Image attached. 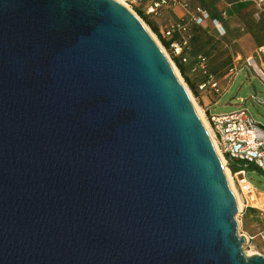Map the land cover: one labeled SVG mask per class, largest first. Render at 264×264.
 <instances>
[{
  "label": "water",
  "instance_id": "95a60500",
  "mask_svg": "<svg viewBox=\"0 0 264 264\" xmlns=\"http://www.w3.org/2000/svg\"><path fill=\"white\" fill-rule=\"evenodd\" d=\"M236 212L129 9L0 0V264H264L243 252Z\"/></svg>",
  "mask_w": 264,
  "mask_h": 264
},
{
  "label": "rangeland",
  "instance_id": "374dc122",
  "mask_svg": "<svg viewBox=\"0 0 264 264\" xmlns=\"http://www.w3.org/2000/svg\"><path fill=\"white\" fill-rule=\"evenodd\" d=\"M154 1L160 0H142L141 2L130 3L126 8L129 9L141 21L147 32L162 50L165 57L171 64L181 86L187 93L192 104L194 103L193 106L195 105V110L198 109L199 113L201 114V117L204 120V124L202 123L203 126L207 128L208 131H210L203 114V109L201 108V104L199 102V95L197 94L196 97L193 96L189 86L184 81V76L180 74L179 70L174 64L171 52L169 49H165L163 47L157 36L145 23V17L150 22L154 23V19H157L160 16V14L156 17L146 14V7L150 2L152 3ZM167 1L168 5L165 7H168L167 11L170 12V14L174 17L171 21V24L169 25H175L188 23L189 14L194 13L195 8L209 7L213 10H218V8L221 7L226 0ZM183 5H187V7L184 8ZM214 5L217 7H214ZM173 8H178L181 13H183L180 18L177 17L173 11H171ZM258 13L259 11H256L255 13H251V15ZM241 23V25H243V42L241 47L244 49L240 47L232 49L231 47L227 46L228 39L226 37H221V34L215 32L216 30L211 25L210 21H207L202 28L196 29L192 26L190 27V40L188 43V48L189 44H194L193 46L195 52H189L191 53L192 59L188 53L187 55L192 61L198 56H204L207 62L208 73L211 74L213 78L219 83L221 93L220 95H215L219 99L217 104L211 109L212 115L229 114L243 109L247 111L254 123H256L258 126L264 127V106L262 105L264 102V81L258 75V72L253 67V65L251 67L248 63V60L252 59L255 64H257L258 68L264 73V52L260 50H253V47L257 45L258 40H261L264 43V21L255 22L250 16L249 19H244ZM169 25H167V27ZM164 29L165 28L159 30L161 36ZM176 35L179 37V40L177 41H180L182 35L175 34L173 38H175ZM188 48L186 49L188 50ZM229 68H235L238 71V75L234 80L230 77H227V70ZM253 97H255L256 100H253ZM207 115L208 114H206V116ZM218 158L223 166V170L226 169L229 173L232 189L239 202V209L235 214V219L237 221V233L240 236L246 234L252 238H255L249 243H244L242 245V250L247 256L260 255L262 242L258 235L264 230V196L261 195V199L263 201L261 209L263 211L256 212V210H253L243 217L241 215L242 210L246 205V200L250 199L247 196H243L239 192L236 180L233 178L234 173H232L230 168L227 166V163L226 165L224 164L221 156H218ZM245 174L247 180L250 182L257 194L259 192L264 193V172L257 170L252 165H250L249 167L245 168Z\"/></svg>",
  "mask_w": 264,
  "mask_h": 264
},
{
  "label": "built area",
  "instance_id": "2783aa9c",
  "mask_svg": "<svg viewBox=\"0 0 264 264\" xmlns=\"http://www.w3.org/2000/svg\"><path fill=\"white\" fill-rule=\"evenodd\" d=\"M115 1L123 6L126 5V7H128L130 3L137 2L136 0ZM239 1H249L259 5L264 4V0ZM167 5V0L154 1L146 7V14L156 17L160 14L161 8ZM209 18L210 15L206 10L195 8L194 13L189 15L188 23L169 25L162 32V36L168 41H171L170 52L172 56L179 58L184 66H190L191 72L200 75L201 81L197 84V89L200 94L210 91L215 95H220L221 92L218 82L207 71L206 58L204 56H198L190 62L189 56L185 53L190 40V26L201 27ZM213 23L218 29L216 21H213ZM174 34L182 35L180 42H172ZM237 75L238 72L235 68H229L227 70V77L234 80ZM252 99L256 100L255 97ZM203 114L212 136L213 146L222 157L225 165L227 160H229L231 162L244 164L247 167L252 165L255 169L264 172V128L254 123L246 110L242 109L234 113L207 116L206 112L203 111ZM233 178L236 180L239 192L250 199L246 200L245 207H254L259 212H262L261 206L263 201L261 199V194H257L247 180L245 171L234 173ZM258 237L264 242V231L259 233ZM245 238L247 241L246 243L252 241V239L246 236ZM260 255L264 256V243L260 248Z\"/></svg>",
  "mask_w": 264,
  "mask_h": 264
},
{
  "label": "crops",
  "instance_id": "0c3cea01",
  "mask_svg": "<svg viewBox=\"0 0 264 264\" xmlns=\"http://www.w3.org/2000/svg\"><path fill=\"white\" fill-rule=\"evenodd\" d=\"M136 1L141 2L142 0H136ZM183 7L186 8L187 5H183ZM214 7H217V6L214 5ZM198 8H201V7H198ZM167 9H168V7L161 8L160 16L157 19H154V23L159 30H161L162 28H166L167 25L171 24V21L174 18L170 14V12L167 11ZM201 9L206 10L209 13L210 18L208 21H210L211 25L215 28V30H216L215 32L221 34V37H226L228 39V45L227 46L231 47L232 49H236L237 47L243 48V47H241L242 42H243V37H242L243 25H241L242 24L241 22L244 19H249V17L251 16L255 22L264 21V4L259 5V4H255V3L249 2V1L248 2H240L239 0H226L224 2V4L218 8V10H213L209 7L208 8L203 7ZM171 11H173V13H175V15L179 18L183 14V13H181V11L178 8H173V9H171ZM256 11H259V13L251 15V13H255ZM187 14H188V12H187ZM213 21H216V23H217L216 26L218 27V29L215 27V24L213 23ZM205 23L201 27H196V26H192V27L196 28V29L202 28V27H204ZM189 31H190V29H189ZM175 39L179 40V37L175 36ZM193 45L194 44H192V45L189 44L188 50L186 49L187 51H185L186 54L188 53L190 58H191V53H189V52H192V53L195 52ZM253 50H260V51L264 52V43L261 40H258L257 45L255 47H253ZM191 59H190V62H192ZM190 70H191L190 66L185 67V72H186L187 76L189 77V79L192 82H194V81L200 82L201 81L200 75L198 73H193ZM219 88H220V86H219ZM218 99L219 98H217L215 96V94H213L210 91H208L206 93H201V95L199 96V102L201 104V108L208 115H212L211 109L217 104ZM262 105L264 106V102L262 103ZM259 193L264 196V193H261V192H259ZM253 210L254 211L256 210V212H259L254 207L246 208L244 206L241 215L244 217L250 211H253ZM245 236L252 239V240L255 239V238H252L246 234H245ZM261 242L263 245L264 242L263 241H261Z\"/></svg>",
  "mask_w": 264,
  "mask_h": 264
},
{
  "label": "trees",
  "instance_id": "16d2710c",
  "mask_svg": "<svg viewBox=\"0 0 264 264\" xmlns=\"http://www.w3.org/2000/svg\"><path fill=\"white\" fill-rule=\"evenodd\" d=\"M140 15H141V13H140ZM144 19H145V23L148 25V27L150 28V30L157 36V38L159 39V41L161 42V44L163 45V47L165 49H169V51H170L171 41L165 40V38L160 35L159 29L157 28V26L153 22H150L146 17ZM173 41H177V40L175 38H172V42ZM180 41H177V42H180ZM172 58H173L174 64L176 65L177 69L179 70L180 74L182 76H184V81L189 86V89L191 90L193 96L196 97L197 94L200 96L201 94H200V92L197 89V84L199 82L198 83L197 82L196 83L195 82H192L189 79V77L187 76L186 72H185V67H187V66H184L181 63V61H180L179 58L174 57V56H172ZM227 166L230 168V170L232 171V173H237L239 171H245V168L247 167L244 164H239V163H236V162H231L229 160H227Z\"/></svg>",
  "mask_w": 264,
  "mask_h": 264
},
{
  "label": "bare ground",
  "instance_id": "6f19581e",
  "mask_svg": "<svg viewBox=\"0 0 264 264\" xmlns=\"http://www.w3.org/2000/svg\"><path fill=\"white\" fill-rule=\"evenodd\" d=\"M124 6L126 7V5H124ZM248 62H249V64H250L251 67H252V65H253V67H254V68L256 69V71L258 72V75L264 80V73L262 72V70H260V69L258 68L257 64H255V62H254L252 59H249ZM193 104H194V103H193ZM194 106H195V105H194ZM195 109H196V107H195ZM197 111H198V109L196 110V113H197ZM198 114H199V115H198ZM197 115H198V118L200 119V121L204 124V120L202 119L201 114L199 113V111H198ZM205 129H206L207 134H208V136H209V138H210V140H211V142H212V136H211L210 131H208L207 128H205ZM212 144H213V142H212ZM215 151H216L217 155L220 156L219 153H218V151H217V150H215ZM220 159H221V158H220ZM221 166H222V164H221ZM222 169H223V166H222ZM223 171H224V174H225V176H226V178H227V181H228V183H229V187H230L231 193H232V195H233V198H234V200H235L236 207H237V210H238V209H239V202H238L237 197H236V195H235V193H234V191H233V189H232L231 181H230V178H229V173H228V171H227L226 169H224Z\"/></svg>",
  "mask_w": 264,
  "mask_h": 264
}]
</instances>
